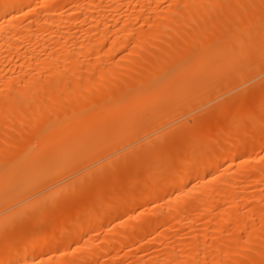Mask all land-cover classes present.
Wrapping results in <instances>:
<instances>
[{"label":"bare ground","instance_id":"obj_1","mask_svg":"<svg viewBox=\"0 0 264 264\" xmlns=\"http://www.w3.org/2000/svg\"><path fill=\"white\" fill-rule=\"evenodd\" d=\"M154 27L216 31L206 41L183 36L179 43L188 47L135 49L131 57L150 66L133 61L140 81L112 98L117 82L110 80L105 63L114 42L125 35L145 40L147 34L158 38L155 42L166 40L164 31L147 32ZM248 39L250 57L263 62L264 0H0V141L8 144L0 143V264H264V161L257 164L264 155L251 151L264 140L259 122L252 153L244 159L249 166L238 176L228 178V167H213L243 148L242 138L230 130L210 137L218 148H203L195 158L197 183L191 185V177L181 172L129 201L90 205L84 217L74 209L88 203L86 194L110 166L95 159L137 113L139 119L156 117L165 105L199 93L204 83L233 69L236 59L240 65L249 57ZM210 41L222 45L206 48ZM96 73L106 76L91 77ZM185 182L187 192L175 191ZM168 192L166 200L159 198ZM81 193L86 199L79 201ZM69 195H77V205L69 214L56 211ZM50 211L56 235L41 223ZM114 211H120L115 224L107 222L105 234L93 236ZM31 221L39 224L25 235Z\"/></svg>","mask_w":264,"mask_h":264},{"label":"rangeland","instance_id":"obj_2","mask_svg":"<svg viewBox=\"0 0 264 264\" xmlns=\"http://www.w3.org/2000/svg\"><path fill=\"white\" fill-rule=\"evenodd\" d=\"M146 29L148 30V33H150L149 31L152 30H155L157 32L159 30V27ZM161 29L162 30L159 31H164L162 35L163 37L165 36L164 38H166V40H157L155 42V39L158 38H154L153 35L147 34V40L140 39L136 35H125L121 37V39L117 42H114L116 47H113V49L111 50L112 52H110L111 55L109 57V60H107L105 63L110 71L108 74L110 80H113L115 82L111 83L116 84L117 82V86L114 87V85H111L112 90H110V95L112 96V98L118 96L119 93H125L126 91L129 92L132 89L133 85L140 81L139 79L135 80V77H138L139 75L133 69L138 68L139 66H136V62L134 63L133 61L137 60L138 62V60H141L142 64H144L145 62L147 66L149 65V62H146V59L143 62L144 59L140 57H131L133 56V53L135 51L139 49L142 50L144 48L147 49L169 47L172 43L174 45L176 43V45H186V47H188L187 45L190 44L187 42L183 43L181 41L182 43H179L180 39L183 38V36H191L194 38L203 36V39L206 41L207 37H213L212 35L215 34V32L213 33L215 28L161 27ZM185 33L187 35H184ZM168 38H170V40ZM210 42L209 45H207L208 47H204L209 49H216L217 47L222 45L219 44L220 41H218L217 43L216 41H214L215 43L211 42L212 44ZM200 43L201 42H197L195 44L199 45ZM236 44L239 45L236 42L234 43L235 47ZM203 45H206V43H204ZM244 45L247 46V49L245 50H248L246 55L250 57L253 52V48H251L252 41L249 40L247 44L244 43ZM249 57L246 58L245 56L244 58L246 59H244V62L240 63V65H236L238 62V59H236L237 62L234 61L236 64H233L235 65V67L232 66L233 69L230 68L231 70H229V72H227L226 70L224 72L223 69L224 76H220L208 84L204 83L201 86V90L199 93L197 92V94H192L184 98L177 104L165 105L162 111L156 117L148 116L146 118L143 117L139 119L137 118L139 117V114L137 113L135 116L136 119L133 121V123H131L132 125L130 124L131 126H128V129L126 128L127 131L125 130V133L117 136L113 140L111 146L103 151L97 159H95V161H100L99 164L109 162L110 166L105 171V176L102 175L105 178L101 176L102 178L100 177V179H97V182H95L96 187L94 186V192H91L90 195H88L90 192H88V194H86L87 192L83 193L84 195H87V199L81 193L83 197L79 195L81 196H78L80 200L79 198H77V195H69V201L65 198L67 200L65 201V205H60L61 208L59 206V208L56 207V211H58V209H60V211L61 209H64V211L66 210V213L69 214V211L77 205L76 202H78V200L81 201L86 199L88 201L87 204H80V207L77 206L74 208H79L81 211L80 215L82 214L83 216L87 212H89L90 205H94L97 208H102L103 206L106 207L110 200L111 204L113 202L112 199L114 200L113 204H115V199L117 200L116 202H120L124 199L129 201L135 195H137L139 190L144 191L145 189L149 188L154 182L163 179L168 175L175 176L181 172H186L185 174L187 176L189 175L188 177H191L192 180L190 182L191 185H193L201 179L200 177H197V174L200 172L199 170H196L198 168L195 158L200 156V154L202 153L201 150L203 148H210L209 150L216 149L218 144H216L215 141L210 142L208 141V139L212 138L211 140H215V138L217 137L216 135L224 137L229 133L230 130L234 131L233 136H235L236 133V135H238V137H241L243 140L241 141V139L238 138L241 142L244 143L243 148L240 149V155L238 154L239 156L236 155L234 158H231L225 162L218 163L216 164L217 166L213 165V167H219V169L223 171L228 167L230 173L228 174V178H230L231 175H233V177L237 174L240 175L241 169L246 168L243 167V165L249 166L244 161V159H248V157H250L249 155L250 153H252L251 151L257 152L259 157L264 155V140L263 142L260 141V143L259 141L255 142L254 148L256 149L254 150L250 145V143L252 144L251 140L253 141L252 136L257 123L259 122L258 124H264V61L260 63L258 62V64H256L257 62L255 60L253 61L254 57ZM131 58L136 59L131 60ZM148 60L149 59H147V61ZM240 61H243V59H240ZM138 64L140 65V62ZM129 65H133V68L131 67L132 71L130 70ZM228 69L229 66L227 70ZM130 72H134V74H130ZM105 76V74L100 73L91 75V77L95 79H102ZM89 77L90 76L84 75L81 78L87 79ZM222 111H224L225 113ZM215 118H218V120ZM8 123L11 124V122ZM6 125L9 124H4V126ZM0 126L2 127V125ZM3 128L0 129V132L3 130ZM245 133L248 134L245 135ZM32 136L34 135H31V138ZM235 137H229L227 141L231 142V139H235ZM0 143L1 146H8L6 142L0 141ZM227 144L230 143L227 142ZM145 149V152L149 153L148 157V153L146 154L145 152H143V150ZM248 150L251 151L249 152ZM141 154L143 155V157L141 156ZM144 155H146V157ZM262 158L261 160L257 161V164H261L264 161V158ZM145 159L148 160L146 161ZM150 160H152L153 162ZM186 162L190 165L185 171H183L184 167L182 166H184ZM243 162H245L246 164H244ZM84 167H86V165H84ZM81 168L78 167V170L75 168L76 171H73L74 169L71 170L70 174H77V171H79ZM109 169H111L112 171H110ZM66 175H64L62 179L66 177ZM237 178L242 179L241 181L239 180V182L245 183L242 177ZM132 181L134 184L132 183ZM200 183H203V181H201ZM199 186H201V184ZM187 189L189 188L187 186V182H185L184 184L177 186L175 188V191L187 192ZM89 191H93V188H89ZM168 194L169 192L163 194L162 196H159V198L166 200V197H170V194ZM75 197L77 200H74ZM114 206L115 205H113V207ZM130 209L132 208H129V210ZM119 213L120 211H114L111 215H109V217H106L108 218V221H104L106 218L101 220V224L98 226L99 229L93 232L94 234L92 233V235L96 237L97 235H95V233H98L99 236H101V234H105L103 233L105 231H103L104 229L102 228V225L106 224L107 222H109L110 225L112 223L115 224L114 221ZM68 214L67 216L69 217L66 218L68 219L67 221H70L71 218ZM48 215L52 219H48ZM48 215L46 216V219H44L41 223H44L46 225L45 227H48L50 229V233L56 235L57 230L51 228L53 226L52 221H54V212L50 211V213L48 212ZM33 222L31 221L26 224L25 235L33 231V229L38 226L39 223ZM100 226L102 228L101 230ZM62 242L63 241H58L56 244H61Z\"/></svg>","mask_w":264,"mask_h":264}]
</instances>
